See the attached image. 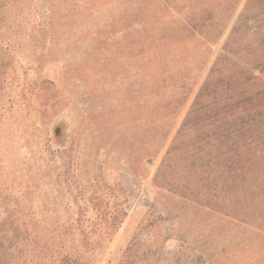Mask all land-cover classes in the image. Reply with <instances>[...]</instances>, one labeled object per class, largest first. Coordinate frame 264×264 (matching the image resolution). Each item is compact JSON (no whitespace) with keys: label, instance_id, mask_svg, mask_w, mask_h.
<instances>
[{"label":"rangeland","instance_id":"374dc122","mask_svg":"<svg viewBox=\"0 0 264 264\" xmlns=\"http://www.w3.org/2000/svg\"><path fill=\"white\" fill-rule=\"evenodd\" d=\"M6 264H264V0H0Z\"/></svg>","mask_w":264,"mask_h":264},{"label":"trees","instance_id":"16d2710c","mask_svg":"<svg viewBox=\"0 0 264 264\" xmlns=\"http://www.w3.org/2000/svg\"><path fill=\"white\" fill-rule=\"evenodd\" d=\"M2 248L3 251H5V249L0 245V249ZM0 264H6L5 259L3 257L0 256Z\"/></svg>","mask_w":264,"mask_h":264}]
</instances>
